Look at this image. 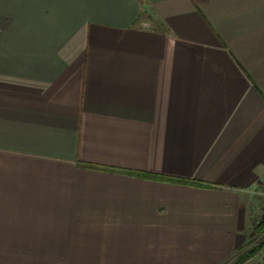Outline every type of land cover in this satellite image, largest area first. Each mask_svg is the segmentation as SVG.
I'll return each instance as SVG.
<instances>
[{
    "label": "crops",
    "instance_id": "crops-1",
    "mask_svg": "<svg viewBox=\"0 0 264 264\" xmlns=\"http://www.w3.org/2000/svg\"><path fill=\"white\" fill-rule=\"evenodd\" d=\"M263 180L264 0H0V264H233Z\"/></svg>",
    "mask_w": 264,
    "mask_h": 264
},
{
    "label": "rangeland",
    "instance_id": "rangeland-1",
    "mask_svg": "<svg viewBox=\"0 0 264 264\" xmlns=\"http://www.w3.org/2000/svg\"><path fill=\"white\" fill-rule=\"evenodd\" d=\"M259 189V188H258ZM258 191V190H257ZM257 205H256V209L253 213V218L255 219V222H253L252 227L253 229L251 230V234L249 236L247 245L244 249V251L246 249H251L254 248L255 246H257L259 243H262L264 241V234L263 235H259L256 231V226L258 225L259 222H262L264 220V196H259L257 195ZM253 221V220H252ZM244 251H239L238 252V256L237 258L243 254ZM236 258V259H237ZM252 261L253 264V260H249Z\"/></svg>",
    "mask_w": 264,
    "mask_h": 264
},
{
    "label": "trees",
    "instance_id": "trees-1",
    "mask_svg": "<svg viewBox=\"0 0 264 264\" xmlns=\"http://www.w3.org/2000/svg\"><path fill=\"white\" fill-rule=\"evenodd\" d=\"M179 182V181H178ZM256 231L259 235H263L264 234V220L262 222H260L257 226H256ZM261 248V245H257L254 248L251 249H246L244 251L245 248L242 249L243 254H241L233 264H245L246 262H248L249 260H251L255 254L257 253V251Z\"/></svg>",
    "mask_w": 264,
    "mask_h": 264
},
{
    "label": "built area",
    "instance_id": "built-area-1",
    "mask_svg": "<svg viewBox=\"0 0 264 264\" xmlns=\"http://www.w3.org/2000/svg\"><path fill=\"white\" fill-rule=\"evenodd\" d=\"M257 195L264 196V180L261 182V184L259 186V189L257 191ZM259 244L261 245V248L257 251L255 256L251 259V260H253V264H264V241L262 243H259Z\"/></svg>",
    "mask_w": 264,
    "mask_h": 264
}]
</instances>
